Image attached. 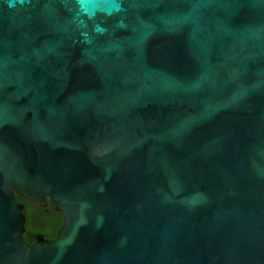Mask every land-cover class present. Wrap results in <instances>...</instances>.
<instances>
[{"label": "water", "instance_id": "95a60500", "mask_svg": "<svg viewBox=\"0 0 264 264\" xmlns=\"http://www.w3.org/2000/svg\"><path fill=\"white\" fill-rule=\"evenodd\" d=\"M0 264H264V0H0Z\"/></svg>", "mask_w": 264, "mask_h": 264}, {"label": "trees", "instance_id": "16d2710c", "mask_svg": "<svg viewBox=\"0 0 264 264\" xmlns=\"http://www.w3.org/2000/svg\"><path fill=\"white\" fill-rule=\"evenodd\" d=\"M18 200L25 206L26 232L24 237L26 241L29 244L35 243V235L39 233L47 240L55 239L63 224V216L50 207L40 208L20 197Z\"/></svg>", "mask_w": 264, "mask_h": 264}, {"label": "clouds", "instance_id": "9594fccd", "mask_svg": "<svg viewBox=\"0 0 264 264\" xmlns=\"http://www.w3.org/2000/svg\"><path fill=\"white\" fill-rule=\"evenodd\" d=\"M22 2H23V0H22ZM81 3H82V6H84L85 5V0H81Z\"/></svg>", "mask_w": 264, "mask_h": 264}, {"label": "flooded vegetation", "instance_id": "af4514ba", "mask_svg": "<svg viewBox=\"0 0 264 264\" xmlns=\"http://www.w3.org/2000/svg\"><path fill=\"white\" fill-rule=\"evenodd\" d=\"M38 235H42V234L39 233V234H36L35 236H38ZM42 236H43V235H42Z\"/></svg>", "mask_w": 264, "mask_h": 264}]
</instances>
